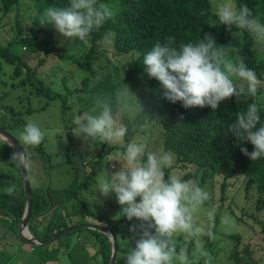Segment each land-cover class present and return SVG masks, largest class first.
<instances>
[{
  "label": "trees",
  "instance_id": "1",
  "mask_svg": "<svg viewBox=\"0 0 264 264\" xmlns=\"http://www.w3.org/2000/svg\"><path fill=\"white\" fill-rule=\"evenodd\" d=\"M98 3L115 6L117 9L115 18L107 20L99 30L93 31L89 38L83 42L88 43V48L83 55L73 56L66 53L64 48L60 49L61 57L70 58L87 74L80 81V85L71 88L67 83L68 78L62 77L66 93L54 92L53 96L62 99L63 114L69 108L67 103L69 94L75 95V102H78L79 105L82 103L84 110L92 108L96 114L99 112L97 98L110 97L118 122L128 129L124 137L127 144L130 140L132 143L136 135L142 132L139 126L145 127L147 122L155 123L162 129L161 137L164 150L175 154L177 161L183 166L192 164L196 172H201L202 182H205L207 177L213 174H222L224 178L241 176L244 179V190L256 195V208H264V157L251 161L240 151L241 147H246L249 152L253 151L251 143L237 141L231 133L225 134L228 126L235 121L237 114L246 111L250 103H256L259 108L260 123L257 127L264 125V104L256 99L261 88H258L255 97L228 98L214 111L207 106L185 109L181 102L171 103L164 98L162 85L156 79L147 76L142 62L143 55L156 42L164 44L168 42L169 37H173V46L178 48L182 43H194L203 39L204 34L210 33L218 45L235 46L238 51H229V56L233 59L236 56L242 57L247 67L255 71L257 78L264 81V59L254 46L255 35L237 29L235 26L229 28L222 25L215 15L213 0H98ZM22 4H30L29 9H26L28 10L27 15H24L31 20L28 29L29 35L20 37L25 28L19 19L15 20V25L8 23L10 30L13 31L12 27H15L17 34L5 45L0 43V56L8 62L16 63L18 68H23L26 77L22 82H30L38 93H47V91L49 93L50 86L43 79L39 78L36 82L31 79V76L35 77L37 73V66L45 62L46 56L52 54L53 51H58L56 45L49 38L45 40L40 38V34L45 36L56 30L51 25L41 26L39 15L48 7L68 6V0H0V12L2 15H6L10 10L20 8ZM234 5L237 10L241 6L247 5L253 16L261 25H264V0H234ZM202 11L203 15H201ZM234 36L235 42H232ZM14 42L22 44L28 53L29 51L32 54L39 52L44 55L39 59L37 65L31 68L25 59L24 62L21 61L20 55L12 50L11 45ZM101 58H104L103 62L95 63ZM99 69L105 72L104 75L96 82L91 83V78L98 75ZM120 72H124L123 77L119 76ZM240 82L236 81L237 87H240ZM244 86L243 82L241 87ZM142 89L146 92L147 99L143 102L138 113L132 117L123 109V105L130 103L135 93L141 92ZM82 111L83 108L78 109V113H82ZM127 144L118 146L114 143H105L106 147L102 153L111 154V167L119 164L117 158L121 155L116 153L117 148L122 154L126 151ZM8 148L12 153V148L9 146ZM6 156L10 157L11 154ZM96 160L98 161V158H95ZM141 161H146V154L141 157ZM15 168L20 174L21 186L16 189L14 196H8L5 192L0 193V218H8L7 225L8 229L12 230L11 237H14V234L17 238L25 241L18 236L17 229L24 213L26 194L20 168L17 166ZM168 176L166 172L165 178L167 179ZM35 181L36 183L30 182L32 214L28 228L32 235L45 241L56 232L66 228L67 225L61 222L56 223V219L53 218L51 222L54 224L49 226V222H47L46 231L39 235L33 222L35 223L39 215L44 216L45 211L49 209H58L63 205V213L80 212L82 216H92L93 213L87 208H72L74 204L68 206L64 199L53 198L49 187H44L42 183L37 182V179ZM84 186H86V182H84ZM70 193L75 199L78 198L72 188ZM44 194L47 195V198L41 196ZM243 214L245 215V213ZM243 214L239 219L244 217ZM111 228L115 230V221L111 224ZM261 232L264 235V226ZM230 236L236 239L230 254L234 263L257 264L252 258V251L248 245L239 248V235L232 233ZM87 240L89 239L87 238ZM98 243V252L103 263L108 264L111 254L110 241L103 236L99 238ZM30 247L31 251L35 250L34 256L38 258L35 264H47L49 261L57 260L58 247L51 245H30ZM10 255L2 248L0 259H4L0 264H16L17 260L11 258ZM52 255L55 256L54 259H52Z\"/></svg>",
  "mask_w": 264,
  "mask_h": 264
},
{
  "label": "rangeland",
  "instance_id": "2",
  "mask_svg": "<svg viewBox=\"0 0 264 264\" xmlns=\"http://www.w3.org/2000/svg\"><path fill=\"white\" fill-rule=\"evenodd\" d=\"M221 2L235 7L234 0H213L214 11L216 5ZM29 6L30 4H22L20 8H14L6 15H2L0 12L1 44L5 45L9 39L15 38L17 31L15 27H12L13 31H11L9 24L15 25V20L18 19L25 28L20 37L29 35L28 29L31 20L24 16L27 15L28 10L26 9ZM254 35V46L264 59V36ZM40 38L44 40L49 38L58 49V51L47 55L45 62L37 66L35 77L31 76L35 82L39 78L43 79L50 86L49 93L48 91L47 93H38L30 82H22L26 77L23 68L20 66L18 68L16 63L8 62L0 56V126L10 132L18 141L19 132L23 130L28 121L40 127L44 132L42 143L35 147L24 145L31 162V167L27 170L28 176L37 179V182L42 183L44 187H49L53 198L64 199L68 206L74 204L72 208H87L93 213L92 217H90L91 215L82 216L80 212L63 213L62 205L58 209L53 208V213L54 211L57 213L54 214L56 223L61 222L69 227L84 222L91 223L94 221L93 218L100 220L98 221L99 225L108 221L109 223L105 224L111 225L115 221V239L118 245L115 263L125 264L123 257L131 244L134 246V241L130 239L132 233L129 228L135 221H128L125 217L117 215L120 205L116 202L114 193L109 197H104L98 191L96 192V189L104 179L103 172L107 170L111 174L118 171L122 163L120 156L117 158L119 164L111 167V154L102 153L106 147L105 143L122 146L127 144L126 138H123L121 142H104L100 139L84 141L81 137H77V125L74 123V117L83 116L85 113L93 115L96 113L90 109L83 110L81 114L78 113V109L84 108V105L82 103L79 105L78 102H75V95L69 94L67 96L69 108L63 114L62 99L53 96V94L54 92L66 93V86L62 84L63 76L68 78L67 83L71 88L80 85L82 78L87 75L70 58L61 57L60 49L64 48L66 53L79 56L87 50L88 43L65 39L57 31L45 36L40 34ZM232 42H235V36ZM11 48L20 55L21 61L24 62L25 59L31 68L36 66L44 55L39 52L32 54L30 51L31 54H29L18 42H14ZM103 61L104 58H101L95 63ZM104 73L102 69H99L98 75L91 78V83L99 80ZM119 76L123 77L124 72H120ZM260 81L261 84L258 88H261V91L256 99L264 104V81ZM239 86H243V81L239 83ZM134 96L130 103L123 105V109L132 117L138 113L143 102L147 99L144 89L141 92H136ZM139 129H142V132L136 135L133 142L146 145L145 154L149 151L172 153L164 150L161 137L162 129L157 124L147 122L145 127L139 126ZM116 153L121 155L118 148ZM10 154L8 146L0 142V193H6V188L12 184L16 186V189L21 186L20 174L15 166L9 163L10 157L6 156ZM173 156L172 167L166 168L165 174L167 172L169 176L192 181L210 194V199L203 205L195 206L192 213L194 229L199 228L201 232H194L193 235L178 234L173 238L177 250L180 247L187 248L189 264H205L206 260L208 264H235L230 258L232 246L236 242V239L230 234L235 233L240 237L239 248L248 245L252 251L253 260L257 264H264V235L261 232L264 226V208H256V195L244 190V179L241 176L224 178L222 174H213L207 177L205 182H202L200 171L196 172L192 164L183 166L177 161L176 155L173 154ZM95 158H98V161H95ZM89 173L91 174L89 175ZM84 182H86V186H84ZM71 188L77 194V199L70 193ZM41 196L47 198L46 194ZM213 207L217 211L214 219L211 220L208 214ZM59 211L62 214H59ZM242 214L244 217L239 219ZM7 220L8 218H0V236L4 235L0 237V250L3 248L11 254V258L17 260L16 264H35L38 260L34 256L35 250L31 251L30 245L14 234V237H11L12 230L8 229ZM211 226L214 239H210L205 234ZM37 227L40 231L43 224L39 222ZM103 236L107 237L101 231L90 227L71 231L61 236L53 244L58 247L60 254L57 260L49 261L47 264H104L98 252L99 238ZM87 238L92 245L84 243ZM107 238L109 241L111 240L110 237ZM201 247L209 253L208 257L200 256ZM54 258L55 256L52 255V259ZM3 259H0V262Z\"/></svg>",
  "mask_w": 264,
  "mask_h": 264
},
{
  "label": "clouds",
  "instance_id": "3",
  "mask_svg": "<svg viewBox=\"0 0 264 264\" xmlns=\"http://www.w3.org/2000/svg\"><path fill=\"white\" fill-rule=\"evenodd\" d=\"M116 14L115 6L98 3V0H68L66 7L46 8L39 15V24L53 26L65 39L84 42L107 20L114 19ZM215 15L222 25L229 28L235 26L264 36V25L253 16L247 5L237 10L233 5L221 2L216 5ZM173 41L174 38L169 37L167 43L156 42L143 55L142 61L145 73L160 82L163 96L169 102H181L185 109L207 106L214 111L228 98L239 99L244 96L247 99L248 96H256L261 81L255 71L247 67L242 57L236 56L233 59L229 56V51H238L235 46L218 45L210 33L204 34L203 39L194 43H182L178 48L173 46ZM236 81H243L245 86L237 87ZM97 101L98 114L85 113L74 117L77 137L84 141L100 139L104 142H121L128 129L118 122L111 98L101 96ZM90 110L93 112L92 108ZM258 113L256 103L248 104L247 110L239 112L225 132L226 135L231 133L237 141L251 143V152L246 147L240 148L241 153L251 161L264 157V125L257 127L260 123ZM43 140L44 132L31 121L19 132L20 146H39ZM0 142L13 149L10 164L24 170L31 167L25 147L17 149V145L4 133H0ZM145 148L143 143H128L126 151L121 154L120 169L111 174L105 170L104 179L97 186L96 192L104 197L114 193L120 205L117 215L135 221L129 228L134 246L131 244L125 253V264H189L187 248L180 247L177 250L173 238L178 234L193 235L194 232H201L199 228L194 229L192 213L195 206L203 205L210 199V194L192 181L176 176H168L166 179L165 169L172 167L173 154L149 151L146 153V161H141V157L145 156ZM26 180L36 183L32 176H27ZM6 194L14 196L16 186L9 185ZM216 211L213 207L209 212L211 220ZM105 223L103 225L111 228L110 224ZM211 228L205 234L214 239ZM199 254L201 257L209 255L203 247ZM205 264H208L207 260Z\"/></svg>",
  "mask_w": 264,
  "mask_h": 264
},
{
  "label": "water",
  "instance_id": "4",
  "mask_svg": "<svg viewBox=\"0 0 264 264\" xmlns=\"http://www.w3.org/2000/svg\"><path fill=\"white\" fill-rule=\"evenodd\" d=\"M0 133H4L7 135L16 145L17 149H20L23 147V145H19V141L7 130H5L2 126H0ZM24 148V147H23ZM13 150V149H12ZM25 151V148H24ZM26 152V151H25ZM21 176H22V182H23V187L24 191L26 194V202H25V208H24V213L23 216L18 224V236L23 238L27 243L30 245H41V246H47L53 243L54 241H57L61 236H64L68 234L71 231L74 230H80L83 228H93L101 231L102 233L106 234L108 237L111 239V255L109 259L108 264H115L117 253H118V245L115 239V233L114 231L110 228L109 225H99L97 223H79L73 226L66 227L58 232H56L52 237H50L47 240H42L37 238L34 235L29 234L28 230V223L30 221V217L32 214V191H31V185L30 182L26 180V177L28 176L27 170L21 169Z\"/></svg>",
  "mask_w": 264,
  "mask_h": 264
},
{
  "label": "crops",
  "instance_id": "5",
  "mask_svg": "<svg viewBox=\"0 0 264 264\" xmlns=\"http://www.w3.org/2000/svg\"><path fill=\"white\" fill-rule=\"evenodd\" d=\"M54 213H53V209H49V210H47V211H45V214H44V216L43 215H39L38 216V218H37V220L35 221V223H34V225L36 226L35 228H36V231L40 234V235H42L45 231H46V229H45V227H46V223H47V220H48V222H49V226H52L54 223H52L51 221L53 220V218H54V215H53ZM90 217H92V216H90ZM93 222H98V221H100V220H96V219H94L93 218ZM39 222H41L42 224H43V228L40 230V231H38V223ZM56 241H54L53 243H51L50 245L51 246H55V245H53L54 243H55ZM86 242V244H91L92 245V243H91V241H89V240H86L85 241ZM77 250V249H76ZM60 252V251H59ZM58 252V256H57V258L59 257V253Z\"/></svg>",
  "mask_w": 264,
  "mask_h": 264
}]
</instances>
